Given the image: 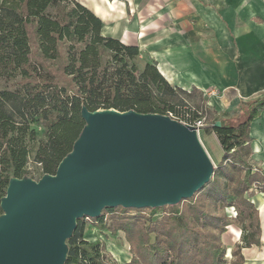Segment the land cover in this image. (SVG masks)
Masks as SVG:
<instances>
[{
  "label": "trees",
  "instance_id": "16d2710c",
  "mask_svg": "<svg viewBox=\"0 0 264 264\" xmlns=\"http://www.w3.org/2000/svg\"><path fill=\"white\" fill-rule=\"evenodd\" d=\"M103 27L79 0L0 1V215L12 178L56 173L87 124L83 107L160 113L188 124L205 118L223 156L192 197L149 213L104 208L87 220L124 233L132 254L124 264H244L243 248L263 244L255 196L264 193V170L251 162L250 128L264 97L239 106L236 119L220 117L202 90L172 84L153 59L141 67L139 46L104 35ZM218 120L222 126H213ZM231 225L242 240L228 260L222 235ZM85 228L86 217L79 218L65 264H117Z\"/></svg>",
  "mask_w": 264,
  "mask_h": 264
},
{
  "label": "water",
  "instance_id": "95a60500",
  "mask_svg": "<svg viewBox=\"0 0 264 264\" xmlns=\"http://www.w3.org/2000/svg\"><path fill=\"white\" fill-rule=\"evenodd\" d=\"M82 116L87 124L55 174L10 180L1 203L0 264H65L79 218L119 205L178 204L213 176L193 125L111 108L83 107Z\"/></svg>",
  "mask_w": 264,
  "mask_h": 264
},
{
  "label": "crops",
  "instance_id": "0c3cea01",
  "mask_svg": "<svg viewBox=\"0 0 264 264\" xmlns=\"http://www.w3.org/2000/svg\"><path fill=\"white\" fill-rule=\"evenodd\" d=\"M79 1L102 18L104 35L138 45L140 56L155 60L172 84L203 92L221 90L208 104L218 113L229 112L225 118L236 119L241 104L264 97V0ZM207 131L211 133L207 147L219 162L223 149L216 134ZM250 136L251 162L264 170V111L252 121ZM214 143L220 147L219 159ZM263 195L255 196L262 200V242ZM126 245L128 256L119 258L115 250ZM253 246L243 248L244 264H264L260 246ZM107 250L117 264L131 261L127 241L123 246L108 243Z\"/></svg>",
  "mask_w": 264,
  "mask_h": 264
},
{
  "label": "rangeland",
  "instance_id": "374dc122",
  "mask_svg": "<svg viewBox=\"0 0 264 264\" xmlns=\"http://www.w3.org/2000/svg\"><path fill=\"white\" fill-rule=\"evenodd\" d=\"M105 25V24H104ZM104 29V28H103ZM150 59V57H146L145 55L144 56H140V59H139V64L141 67L144 66V64ZM187 88H189V86H187ZM211 89H216V88H211ZM211 89H207V91L205 90L204 91V94L205 96L208 98V100H210L211 97H214V96H217V95H221V90L217 89L218 90V93H211ZM190 102L193 103V101L190 100ZM244 102V101H243ZM247 102V101H245ZM246 104V103H245ZM243 105V104H241ZM240 105V106H241ZM231 111V110H230ZM233 111H231L232 113ZM219 116L222 117L223 116V113H219ZM184 122V121H182ZM209 122L206 121L202 126L199 127V130H198V136H199V139L201 141V143L203 144V146L205 147V149L207 150L208 154L210 155L213 163H214V166L215 168L217 167L218 163L214 158H212L213 156L211 151L209 150V148L207 147V142L209 141V133L207 130L209 128ZM214 149H216V153H215V156L216 158L219 159L220 157V147H218L215 143H214ZM222 158L219 160L221 161ZM31 168L32 169H35L37 167H35V165L31 164ZM264 198V195L262 196ZM256 199V197H255ZM262 200L258 199V208H259V215H260V209H261V206H262ZM264 201V200H263ZM145 213H149L150 210L148 208H145ZM157 215H159V211H157ZM227 212L229 214H233L234 212H231L229 210H227ZM107 216H109V213L107 214ZM85 231H86V238L91 240V241H94V240H101L105 243L106 245V250H107V246H108V243H115V244H118V245H122L126 242V239L125 238V235L122 231H117L116 233L115 232H112L111 230H103L101 231L99 228L95 227V224L90 221V220H87L86 219V228H85ZM242 231L240 230V227L238 226H235V225H231L230 228H228V230L222 235V240H223V243L225 245V247L227 248V259L230 260L232 258L231 256V250L232 248L234 247V245H236L237 243H240L241 240H242ZM108 242V243H107ZM264 242V241H263ZM127 247L128 245H126L125 247H117V249L115 250L116 251V254L119 256V258H125L128 256V251H127ZM254 246H252L253 248ZM119 248V249H118ZM258 248V247H257ZM230 249V250H229ZM259 251L261 253H264V243L262 246H260L259 248ZM108 251V250H107ZM111 258L112 260H114L116 263V259L112 256L111 254Z\"/></svg>",
  "mask_w": 264,
  "mask_h": 264
},
{
  "label": "built area",
  "instance_id": "2783aa9c",
  "mask_svg": "<svg viewBox=\"0 0 264 264\" xmlns=\"http://www.w3.org/2000/svg\"><path fill=\"white\" fill-rule=\"evenodd\" d=\"M207 91V90H206ZM211 93L215 94V93H218V90L217 89H211ZM206 122V119L203 118L201 120H198L197 122H195L194 124H190V125H193L194 127H196L197 131L199 130V127L202 126L204 123ZM188 124V123H186ZM209 126H212V124H210ZM89 218V217H86V219Z\"/></svg>",
  "mask_w": 264,
  "mask_h": 264
},
{
  "label": "bare ground",
  "instance_id": "6f19581e",
  "mask_svg": "<svg viewBox=\"0 0 264 264\" xmlns=\"http://www.w3.org/2000/svg\"><path fill=\"white\" fill-rule=\"evenodd\" d=\"M119 249V248H118Z\"/></svg>",
  "mask_w": 264,
  "mask_h": 264
}]
</instances>
